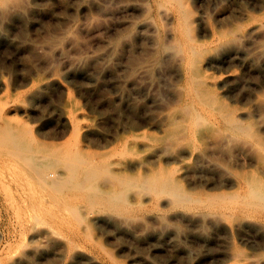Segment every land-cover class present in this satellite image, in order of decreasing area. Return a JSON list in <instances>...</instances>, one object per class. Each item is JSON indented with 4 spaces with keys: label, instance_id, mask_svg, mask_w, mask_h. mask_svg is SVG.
<instances>
[{
    "label": "bare ground",
    "instance_id": "obj_1",
    "mask_svg": "<svg viewBox=\"0 0 264 264\" xmlns=\"http://www.w3.org/2000/svg\"><path fill=\"white\" fill-rule=\"evenodd\" d=\"M37 1L0 0V16L31 13ZM105 1L114 4V13L124 15L121 32L110 40L111 51L139 48L145 53L126 79L140 80L148 87L156 84L158 94L151 97L171 99L152 122L159 135H148L145 140L139 135L122 137L110 150L49 143L30 134L21 121L0 118V168L28 191L23 211L35 229L32 239L59 235L65 245L64 259H50L45 264L76 260L81 264H128L93 237L90 228L94 224L114 223L117 230L132 219H146L151 225L158 218L167 224L174 217V226L183 231L201 229L208 234L216 230L219 234L222 229L227 234L249 226L263 229L264 135L256 114L261 115L259 106L264 107V99L249 92L245 96L249 108L240 106L231 92L244 77L230 68L219 75L207 69L228 67L229 53L238 51L237 43L243 41L251 44L242 48L245 67L263 68L264 5L256 14L233 11L209 29L211 36L205 40L201 37L203 18L190 8L197 0H77V5L98 13ZM42 2L41 9L53 4V0ZM134 10L135 20L129 18ZM240 17L245 19L240 21ZM195 24L201 29L195 30ZM131 25L138 29L122 33ZM77 62L81 64L82 59ZM139 126L126 121L121 129ZM238 139L248 144L254 167L248 166L249 159L237 158L236 168L222 164L219 155ZM166 140L172 144L155 148L157 142ZM7 197L13 200L12 194ZM151 234L160 236L148 231L144 237ZM179 247L174 240V248ZM17 250L9 264H44L37 246L21 244ZM248 259L240 264H264L261 256ZM204 261L218 264L223 259Z\"/></svg>",
    "mask_w": 264,
    "mask_h": 264
},
{
    "label": "rangeland",
    "instance_id": "obj_2",
    "mask_svg": "<svg viewBox=\"0 0 264 264\" xmlns=\"http://www.w3.org/2000/svg\"><path fill=\"white\" fill-rule=\"evenodd\" d=\"M109 2L105 1L106 7L97 13L86 11L84 4L81 9L77 0H53L52 6L44 9H41L42 0H38L31 13L20 12L13 18L1 14L0 118L7 116L21 121L30 134L46 142H69L90 149H113L122 137L139 135L145 140L148 135H159L152 122L171 97H151L158 94L156 84L148 87L140 80L126 79L145 53L139 48L131 52L120 48L111 51L110 40L121 32L124 15L114 13V4ZM263 5L264 0H197L190 3V8L203 18L204 28L195 24V30L201 29V37L209 40V29L233 11L256 14ZM134 11L129 18L135 20L137 11ZM136 29L137 25H131L122 33L130 34ZM248 42L236 44L239 50L229 53L228 67L207 69L219 75L221 70L230 68L244 77L231 92L244 108H249L245 98L249 92L254 91L264 99V65L249 69L242 60V48H248L251 45ZM259 108L262 113L256 114V119L264 135V107ZM126 121L140 126L122 131L121 125ZM85 130H88L86 134ZM105 142L108 143L102 145ZM171 144L170 140L157 142L155 148ZM225 149L219 155L223 165L236 168L238 158V161L249 159L248 166H255L244 140L231 142ZM0 177V264H9L21 244L37 246L44 264L50 259L54 262L64 259L65 245L59 235L32 239L35 229L27 223L28 216L23 211L27 189L1 168ZM8 193L13 200L8 199ZM168 219L167 224L158 218L151 225L146 219H132L123 225L126 232L113 228L114 223L102 227L94 224L90 231L106 250L128 264H143L138 261L145 260L151 264H170L174 259L178 264H204V260L213 257L223 259L218 264H240L253 256L264 260V228L249 226L227 234L219 229V234L216 230L206 234L201 229L183 231L174 226V217ZM137 222L140 224L135 225ZM148 231L160 236L151 234L145 238ZM174 240L180 244L179 248H174ZM88 250L98 255L95 250ZM71 264L81 263L76 260Z\"/></svg>",
    "mask_w": 264,
    "mask_h": 264
}]
</instances>
